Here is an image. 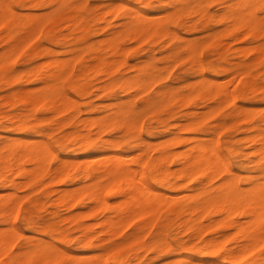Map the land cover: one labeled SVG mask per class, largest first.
Masks as SVG:
<instances>
[{"label": "bare ground", "instance_id": "obj_1", "mask_svg": "<svg viewBox=\"0 0 264 264\" xmlns=\"http://www.w3.org/2000/svg\"><path fill=\"white\" fill-rule=\"evenodd\" d=\"M15 1L28 7L40 5L45 1L56 3L57 5L48 14L32 11L19 13L11 0H0V27L12 29V25L15 24L18 28H23L24 30H38L43 27L54 11L66 5L69 0ZM137 1L150 5L156 0ZM157 1L163 2V0ZM211 1H218L222 4L220 12L216 14L208 13L206 5ZM166 4L171 5L173 10L170 9L172 10L170 12L164 11L166 12L164 17L162 16L163 14L159 13L162 17L158 19L153 17L154 14L150 15L146 8L130 6L127 1H120L119 6H112L110 11L116 13L122 9L124 18L122 28L134 31L133 33L140 35V38H143L142 35L146 36L157 32L171 33L168 21L175 19L184 11L189 14L199 13L202 17L205 15V20L222 22L225 24V28H229L231 31L239 28H247L249 31H253L257 28H262L264 25V14H260V11L264 9V4L259 3L257 0H166ZM156 16L158 17V14ZM200 23L202 22L198 18L186 21L183 25L186 28H196ZM10 37L11 35L9 34L7 40L10 42L5 54L2 55L4 56L3 58L10 57L12 54L15 55V52H18L24 46L23 36L22 38L14 39V41H11ZM127 37L129 38V36ZM175 37H177V33L172 34V38ZM237 37L239 38L238 35ZM30 38L24 39L28 41ZM117 39L118 35L114 34V37L105 38L103 41L101 40V43L104 48L113 47L117 49L119 47ZM21 44L22 46L19 47ZM182 45L189 51V54L194 59L195 67L201 72L202 77L196 83L198 87L190 85L186 91L182 87L163 84L153 96L145 98L140 106L136 104V95L130 91L138 89L146 91L154 83L162 81L165 76L162 74L161 69H155V67L151 66L147 72L145 71L147 65H142L138 69L143 73L141 76L140 74H135V77H133L134 73H131V78H121L118 82L111 81L100 85L98 88L102 92L108 93L118 84L121 91L130 93V97L106 104L108 107L111 106L109 112L95 117H81L80 107L78 106L79 101L71 94L66 93L63 88L62 74L69 66V62L58 57H54L49 61L47 66L48 68L52 66V69L47 68L42 72L40 77L43 85L41 87L23 89L9 96L11 102L18 103V106L20 105V110L17 112H3L0 110V113H4L0 116V126L12 129H25L32 132L46 131L52 124L49 117L38 116L36 121L32 122L27 116L30 113L35 115L38 111H51L60 117L57 121L60 127H65L68 124H72L74 127V129L67 131L65 134L63 132L64 136L60 140L61 145L69 146L72 144L82 149H88L99 141V146L102 149L110 148L111 152L100 154L97 157L83 158L84 160L79 159V161L78 159L62 160L49 181V183H53L55 180L59 182L67 176L76 178L79 181L88 180V182L82 181V184L77 187L74 186L75 188L73 186L55 188V190H58V195L56 194L57 202L55 203L78 206L84 204L85 201L90 202L85 210L81 209L75 213H68L66 216L62 215V220L69 219L70 221L76 220L78 222V226L82 231V237L78 238L79 243L84 246H91L97 233L105 234L104 236L102 235L101 239L106 243L100 252L98 250V252L95 251L91 255L81 256L79 253L69 252L56 242L55 239L65 240L67 234L65 229H62L54 220H47L42 224L43 230L49 234L50 239H46L43 236L44 238H37L25 247L14 250V239L21 232L14 225L13 219L19 213L21 199L29 194L28 192L25 195V192H23L24 194L20 195L18 190L23 187L34 188L33 186L49 172V158L56 155V152L53 145L45 137L41 139L28 137L8 138L0 144V186L4 189L5 186L11 188L8 192L4 191L2 193V191V194L0 193L1 200L5 204L4 208L2 207L5 220L9 224L8 227L4 226L6 228L0 227V257H5L0 260L1 264H54L60 261H65L66 264H109V255H111L114 262L123 263L128 257L127 247L137 244L134 255H138L139 249L150 248L155 245L158 239H163L161 237L147 243L144 241L143 234H141L142 228L151 227L154 224L155 217L153 216L155 214L158 216L162 208L167 209L169 218H173L178 213H184L186 215L184 223L187 230L196 229V232L201 233V231H204L203 229L217 226L233 229L232 232L228 230L229 232L223 233L222 236L211 237L199 246L198 252L202 256L211 254L215 256L214 258L205 259L200 257L195 260L191 257L183 256L180 259L178 257L177 260L179 261H174L175 263H171V261L176 259L171 258V260L169 258V263L171 264H227L226 261L232 264L239 263L251 255L252 251L264 241V183H255L251 186L248 185L249 187H243V185L241 187L239 185L237 174L235 173L236 170L235 172L232 170L225 156L224 150L230 152L234 150L230 146V140L220 141L219 136L215 134V129L207 131L206 135H202L200 132V127L207 120L206 115H197V112L192 111L185 122L179 121L169 124L165 117L157 116L156 114L154 119L157 124H147L145 131L153 134L159 127H162L163 130L170 131L171 136H164L168 138L155 143L144 139V136L142 137V131L145 132L144 115L148 112L156 113V110L161 106H167L178 101L188 104L196 97L201 99L219 98L220 105L227 102L236 104L237 94L243 96L248 91L258 89L255 77H247V70L242 67H236L231 71L230 67L221 64L209 62L207 65L201 57L203 42L200 39H185ZM93 47V43L86 42L75 49L83 52ZM48 51H52V48L43 46L39 52L46 53ZM177 51L175 50L174 53H178ZM129 52L132 53L131 51ZM260 52L257 56L261 55ZM94 58L96 61L95 65L100 67V69H102V66L108 65L106 56L103 54L96 53ZM115 61L117 62L116 59ZM112 66H110L111 70ZM134 66L133 69L136 68V65ZM206 68L210 72L229 73L231 71L232 74L229 73L230 79L228 81H225L228 79V77H225L227 79L224 78V81L220 82L219 79L218 81L215 78L206 76L204 71H209L205 70ZM236 76H239L238 83L231 87L232 79ZM11 80L15 81L16 79ZM70 82L72 83V81ZM229 83L231 86H229ZM73 91L79 95L86 93L81 85L75 86ZM86 91L88 90L86 89ZM81 102L85 103L84 100ZM219 108L221 107L218 105L211 111L217 112ZM239 109L244 119H252L254 117L253 110L244 108L243 105L239 106ZM1 118H6V120ZM40 123H46L47 125L45 128H41L39 127ZM248 124L249 121H246L244 130L252 127L248 126ZM217 126L223 128L227 126V123L222 121L216 124ZM110 129L120 130L122 132L121 136L104 137V133ZM248 140L261 144L252 153L260 152L264 154L263 130L249 136ZM124 141L132 142V153L125 154L116 151L117 147ZM177 144H183L184 147L177 149L175 147ZM174 163L176 164L175 167L172 166ZM262 165L264 166V163ZM221 176H223V180L215 185H210L213 179ZM204 178L207 179L206 182H203ZM190 182L193 184V186L191 185L192 191L190 193L188 191L185 192L187 194L182 192L183 195L181 196L174 194L176 191L189 188L190 185L188 183ZM162 186L168 191H162L160 189ZM108 195L120 198L112 202L111 199L109 200ZM36 205H38L37 200H31L29 205L23 209L22 214L20 212L22 220L32 229H38L34 220ZM97 212H105L100 220L95 222H90L91 220L87 222L85 220V218ZM207 212H209L211 217L213 215H220V217L212 218L210 222L203 224L202 216ZM240 213L244 215V218L237 217V214ZM196 214L198 215L197 217L194 216ZM135 218L140 219L141 222L131 233L123 235L119 229L128 225ZM231 238H236L237 244L233 247H228L227 242ZM166 242L167 245L163 249L171 247V242Z\"/></svg>", "mask_w": 264, "mask_h": 264}, {"label": "rangeland", "instance_id": "obj_2", "mask_svg": "<svg viewBox=\"0 0 264 264\" xmlns=\"http://www.w3.org/2000/svg\"><path fill=\"white\" fill-rule=\"evenodd\" d=\"M120 1H127L130 6L146 8L149 14H154L153 17L157 19L162 16H166V12L164 11L170 12L173 10L171 5L166 4V0H163V2H158L156 0L150 5L141 3L137 0H69L66 5L61 7L62 9L60 8L57 11H54L44 23L43 27L38 30H24L23 28H18L15 24L12 25V29L0 27V82L2 81L0 83V110L3 112L19 111L20 105L18 106V103L16 104L11 102L9 100V96L23 89L41 87L43 85V81L40 76L42 72L48 68L47 65L49 61L54 57L62 58L68 60L69 62L68 67L70 68L67 67L62 74L63 88L66 93L71 94L79 101L78 106L80 107L81 117H95L109 112L111 106L108 107L106 104L117 102L120 99H128L130 97V93L121 91L118 84H116L114 89L108 93L102 92L98 87L111 81L118 82L121 78H131L133 73V77H135V74H140L141 76L143 73H141L138 69L142 65H147L145 70L147 72L151 66L155 67V69H161L165 78L162 81L151 85V87L146 91H142V89L130 91L132 94L136 95L135 98L137 106L142 105L145 98L153 96L156 90H158L163 84L182 87V89L187 91L190 85L198 87V84L196 85V83H198L202 75L195 67L193 57L182 44L185 39H200L203 42L201 57L207 65L209 62L213 64H221L230 67L231 71H233L236 67H242L247 70V77H255L258 89L255 91H248L243 96L237 94L236 104L227 102L223 105L221 103L220 105L219 98L201 99L196 97L188 104L178 101L167 106H161L156 110V113L148 112L144 115V131L147 124H157L154 119L156 114L157 116L159 115L165 117L167 119V123L169 124L179 121L185 122L189 118L190 112L192 111L197 112V115L204 114L207 116V120L200 127L202 135H206L207 131L215 129V134L219 136L218 138L220 141L225 139L230 140V146L234 149L233 152L228 150L224 151L226 159L229 161L232 170H234V172L236 170L235 173L237 174L239 185L241 187L242 185L243 187H249L255 183H264V166L262 165V163H264V154H261L260 152H258L259 154L252 153L260 147L261 144L259 142H251L248 140L249 136L258 133L260 130L264 131V25L262 28H257L253 31H249L247 28H239L231 31L229 28H225V24L222 22L205 20V15L202 17L199 13L189 14L184 11L175 19H170L168 21L171 33L157 32L146 36L142 35L143 38H140V35L138 36L133 33L134 31H130L128 28H122L124 22L122 9L118 10L116 13L114 11H110L112 6L118 7ZM257 1L264 4V0ZM11 2L19 13L32 11L41 14H48L57 5L56 3L45 1L40 5L28 7L26 5H21L20 2L15 0H11ZM206 7L208 13L216 14L221 11L222 4L218 1H211L206 5ZM159 13L163 15L160 16ZM157 14L158 17L156 16ZM260 14H264V9L260 11ZM184 15L186 16L184 17ZM198 18L202 23H200L196 28H186L185 25H183L186 21H192ZM24 32H26L25 35ZM173 33H177V37L172 38ZM9 34L11 35V41H14V39L18 37L22 38L23 36L22 40L24 46H22V43L19 46L22 47L20 49L18 47L19 50L18 52H15V55L12 54L10 57L3 58L4 56L2 55L5 54L10 42L7 40ZM114 34L118 35L117 43L119 44V47L117 49H114L113 47L104 48L101 40L103 41L105 38L114 37ZM127 36H129V38ZM27 37L31 38L27 41L24 39H27ZM86 42L93 43L94 47L83 52L79 49H75L78 46L81 47V45H84ZM43 46L52 48V51L40 53L39 51ZM175 50H178V53H174ZM259 52L261 55L257 56ZM96 53L103 54L106 56V60L108 61V65L102 66V69L95 65L96 61L94 55ZM203 54L204 56H202ZM114 58L120 63L118 62L117 64ZM112 64L114 65L112 66ZM134 65H136V68L134 69H137V71L133 69V67H135ZM110 66H112V70ZM48 69H52V66H49ZM205 70L209 69L206 68ZM231 71L229 73H231ZM229 73H216L213 71L210 72V70L204 71L206 76L217 80L219 79L220 82L224 81L225 77H228V79L225 78L227 79L225 81H228L230 79ZM11 79L16 80L12 81ZM232 80V83L230 82L232 86L229 83V86L231 87L238 83L239 76H236ZM70 81H72V83ZM77 85H81L86 93L81 95L76 94L73 91V88ZM86 89L88 91H86ZM82 100H84L85 103H82ZM218 105L221 107L218 109L219 111H211V109H214ZM242 105L244 108L253 110L254 117L252 119H244V116L240 114L241 111L239 106ZM3 112L0 113V116L1 114H4ZM257 113L260 115L257 116ZM53 114L55 113L51 111H38L35 115L30 113L27 116V118L32 122L36 121V117L38 116L49 117L52 124L50 128L46 129V131L41 130L38 132H32L25 129H12L0 126V144L8 138L28 137L31 139H41L45 137L53 145L56 152V155L49 158V172L33 186L34 188L23 187L18 190L20 195H23V192H25V195L28 194V192L29 194L21 199L19 213L13 219L14 225L21 232V234L14 239L13 247L14 250H19L37 238L46 237V239H50L49 234L43 230L42 224L44 221L54 220L62 229H65L67 234L65 240L55 239L56 242L69 252L74 254L79 253L81 256H88L95 253V251L98 252L99 250L100 252L102 250V247L106 242L101 238L105 234L97 233L94 237L93 244L91 246H84L82 243L78 242V238L82 237V231L78 226V222L76 220L70 221L69 219L62 220V215L66 216L68 213H75L81 209L85 210L90 202L85 201L84 204H80L78 206H68L66 204L65 206L64 204L62 205V203H55L57 202L58 195V190H55V188H64L63 186L67 188L73 186V188H75L79 186V184H82V181L88 182V180L84 179L79 181L76 178L67 176L59 182L55 180L53 182L54 184L49 183V181L53 174H55L54 170L61 164L62 160L78 159L79 161V159L83 158L97 157L100 156V154L110 153L111 149H102L99 146V141L88 149H82L72 144L69 146L61 145L60 140H62L64 136L63 132L65 134L67 131L74 129V127L72 124L60 127L57 123L60 117L56 114L53 116ZM1 119L6 120V118ZM222 121H225L227 126L223 128H221V126L216 127V124H219ZM246 121H249L248 126L250 125L252 127L244 130ZM5 123L8 122L6 121ZM46 125V123H40L39 127L45 128ZM42 132L46 133L42 134ZM146 133V131H142V137L144 136V139L154 141V143L167 139L171 136V132L163 130L162 127H159L153 134L147 133V135ZM121 134L122 132L118 129H110L104 133V137H120ZM131 145V141H124L117 147L116 151L125 154L132 153L133 148ZM175 147L179 149V147L183 148L184 145L177 144ZM172 166L175 167L176 164L174 163ZM223 176L213 179L210 182V185H215L219 181L223 180ZM206 180L207 179L204 178L203 182H206ZM188 184L190 185L189 188L182 191H176L174 194L181 196L187 191L190 193L192 191L191 185L193 186V184H191V182ZM160 189L164 192L168 191L163 186L160 187ZM10 190L11 188L9 186H5V189L0 186V193L2 191V193H4V191L8 192ZM1 194L0 227L6 228L9 224L7 220H5L3 212L5 204L1 200ZM108 198L113 202L117 201L120 197H117V199L114 196L108 195ZM31 200H37L38 203L34 212V220L37 223L38 229L29 228L21 217L23 209L29 205ZM162 210L159 214L157 213L158 216L156 214L153 216L155 217L154 224L151 227L146 226L142 228L141 234H143L144 241L147 243L155 241L157 238L162 237L163 239H158L155 242V245L150 248L139 249L140 252L138 255H134V250L137 244L127 247L126 251L128 257L123 263L114 262L111 255H109V264H160V262L161 264H168L170 262L169 258L176 259L171 261V263H173L174 261L178 262L179 260H177V258L179 257L178 259H180L183 256L191 257L195 260L200 257H204L205 259L214 258L215 256L211 254H205L202 256L198 252L199 246L211 237L222 236L223 233L229 231L232 232L233 230L230 228L225 229L222 226L206 228L203 229L204 231H201V233L196 232V229L187 230L184 223V220L186 219V215H184V213H178L173 218H169L167 209L162 208ZM106 213L108 214V212ZM104 214L105 212H97L88 216L85 220L87 222L90 220V222H95L96 220H100ZM194 216L197 217L198 215L196 214ZM219 217L220 215H213L211 217L209 212H207L203 214L202 222L205 224V222H210L212 218ZM237 217L244 218V215L240 213L237 214ZM140 222V219L135 218L128 225L124 226L122 229L120 228L119 230L123 235H127L131 233ZM169 230L170 232L167 233ZM166 241L171 242V247L163 249L167 245ZM236 244V238H231L227 242L228 247H233ZM4 258V256H1L0 260H3ZM226 263L232 264L229 261H226ZM54 264H66V262L60 261ZM233 264H264V241H262V243L259 244L245 260Z\"/></svg>", "mask_w": 264, "mask_h": 264}]
</instances>
